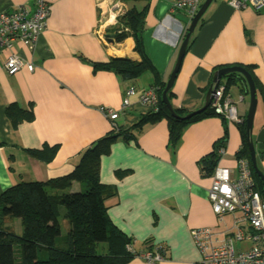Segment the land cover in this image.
<instances>
[{
    "label": "crops",
    "instance_id": "0c3cea01",
    "mask_svg": "<svg viewBox=\"0 0 264 264\" xmlns=\"http://www.w3.org/2000/svg\"><path fill=\"white\" fill-rule=\"evenodd\" d=\"M119 1L126 11L146 6L144 54L157 80L167 81L190 23L183 11L172 9L174 0H48L46 26L33 47L21 41L12 46L11 52L33 70L7 72L6 54L0 53V194L19 182L41 183L70 173L81 152L109 132L104 110L119 113L114 123L122 129L151 110L139 97L154 84L153 72L124 81L92 67L111 57L139 60L133 39L115 42L110 31L116 25L105 21ZM226 1L212 0L194 28L172 84L168 101L173 108L186 113L201 108L213 73L236 65L252 67L264 90V7L236 11ZM18 6L31 12L34 1L0 0V13ZM219 83L245 119L248 95L243 85L226 90L222 79ZM127 90L132 94L126 97ZM9 104L30 108L32 120L14 127L5 114ZM224 134L218 165L234 167L240 134L235 124L218 116L188 125L173 152L167 149V124L160 121L144 127L135 144L118 139L100 158V182L116 188L115 197L106 202L108 219L130 239L132 251L140 255L162 246L165 258L153 264H199L190 230L222 226L207 199L211 178L201 177L198 161ZM251 140L257 168L264 174V159L258 158L264 152V114L258 99ZM44 147L56 148L49 161L28 153ZM116 172L122 176L117 178ZM138 255L128 264H148Z\"/></svg>",
    "mask_w": 264,
    "mask_h": 264
},
{
    "label": "trees",
    "instance_id": "16d2710c",
    "mask_svg": "<svg viewBox=\"0 0 264 264\" xmlns=\"http://www.w3.org/2000/svg\"><path fill=\"white\" fill-rule=\"evenodd\" d=\"M145 12L146 6L141 10L128 9L119 16L116 26L110 31L111 37L117 43L125 38H132L133 50L139 60L111 57L104 63H93L92 67L94 71L113 73L124 81L134 80L145 71L153 72L155 80L151 88L157 96L156 105L129 128H110L108 133L92 142L81 152L70 173L41 183L19 182L0 194V264H128L138 255L135 251L126 249V246L130 245V239L120 233L108 219L109 206L106 202L115 197L116 188L100 182V158L109 153L110 146L118 139L125 144H135L144 127L160 121L167 124V149L173 152L188 125L206 117L216 116L208 107L200 114L182 120L179 117L185 116L186 112L173 108L176 116H171L161 103L160 95L165 83L157 80L144 54ZM236 66L243 68L250 75L256 98L260 101L264 114V90L254 78L252 67ZM222 81L226 90L232 84L241 83L246 93V85L240 75L229 74L222 77ZM167 98H172L171 89L167 92ZM5 114L14 127L33 118L30 108L21 109L14 104L5 108ZM240 118L241 122L235 124L240 134V147L234 158H245L250 163L244 116ZM224 144L225 134L214 143L211 152L198 161L201 177H210L213 174L220 159L217 150L224 148ZM55 150V147H44L38 151L28 150V153L46 162L53 157ZM258 158L264 159V152H259ZM251 172L254 189L264 197V184L252 169ZM115 175L119 178L122 172H116ZM74 184L78 188L76 192L65 191ZM59 207L64 209V236L58 223ZM13 219L19 220L21 231L16 232L10 225ZM146 243H151V240ZM152 248V245L148 247L149 250ZM98 250L101 253H98ZM151 252H157L165 258L162 246Z\"/></svg>",
    "mask_w": 264,
    "mask_h": 264
},
{
    "label": "built area",
    "instance_id": "2783aa9c",
    "mask_svg": "<svg viewBox=\"0 0 264 264\" xmlns=\"http://www.w3.org/2000/svg\"><path fill=\"white\" fill-rule=\"evenodd\" d=\"M33 1L34 8L31 12L18 6L0 13V53L6 54L3 67L9 73L22 67H26L28 71L33 70L32 64L24 63L11 52L12 46L20 41L27 42L29 48H32L40 32L45 29L48 0ZM202 2L203 0H174L172 9L183 11L191 21ZM226 4L236 11L250 8L257 12L264 7V0H227ZM125 12L126 8L121 1L116 2L109 9L105 21L116 25L119 16ZM125 94L127 97L132 91L127 90ZM139 100L153 109L157 96L149 88L140 95ZM209 107L224 122H241L222 83L217 85L212 94ZM103 113L110 121V128H116L114 122L119 113L111 110H104ZM217 153L221 157L224 148H219ZM210 178L207 199L222 228L202 227L190 230L191 242L200 254L199 264H264V197L254 189L250 163L245 158H236L232 168L217 164ZM225 216H230L229 224L225 223ZM243 244H246L244 248L241 247ZM126 249L131 250V247L126 246ZM138 257L148 264L162 260L157 252L141 253Z\"/></svg>",
    "mask_w": 264,
    "mask_h": 264
},
{
    "label": "water",
    "instance_id": "95a60500",
    "mask_svg": "<svg viewBox=\"0 0 264 264\" xmlns=\"http://www.w3.org/2000/svg\"><path fill=\"white\" fill-rule=\"evenodd\" d=\"M211 1L212 0H204L202 4L200 5V7L198 8L196 14L190 21L186 29L185 35L183 36V39L179 45L175 64L161 92L160 101L166 107V109L168 110L171 116H176V114L174 113L172 105L168 101L167 92L172 88V84L179 70L180 63L185 54L189 39L193 34L194 28L196 27L198 21L200 20L201 16L205 12V10L207 9ZM107 41L110 44H112V40L107 39ZM229 74L240 75L243 78L245 85H246V93L248 95V108H247L244 120H245V131L247 134V149L249 153V161H250L252 171L257 176V178H259V180L264 184V174L257 168L255 151H254L253 143L251 140L252 124H253V118H254V113H255L256 104H257V99L255 95V87H254V84H253V81L250 75L243 68L238 67V66H231V67L221 68L215 71L212 75L211 83L205 93L204 103L202 107L195 111L187 113L185 116H182L179 118L182 120H187L193 117L194 115L200 114L201 112L206 110L211 105L212 94L215 92V89L217 85L219 84L220 80L222 79V77L229 75Z\"/></svg>",
    "mask_w": 264,
    "mask_h": 264
},
{
    "label": "rangeland",
    "instance_id": "374dc122",
    "mask_svg": "<svg viewBox=\"0 0 264 264\" xmlns=\"http://www.w3.org/2000/svg\"><path fill=\"white\" fill-rule=\"evenodd\" d=\"M257 110H258V113H259V111H261L260 105H258ZM229 168H232V167H229ZM77 190H78V188H77V185L76 184H74L72 187H70L68 189H65V191L66 192H69V193L70 192H76ZM57 217H58V223L60 225V229H61L62 236H64L65 235V230H66V225H65L66 222H65V219H64V209H63V207H59L58 213H57ZM224 221H225L226 224H229V222H230V216H225L224 217ZM10 225L13 227V229L15 231H21V226H20V222H19L18 219H13L10 222ZM245 245L243 244V245H241V247L244 248ZM98 253H101V251L98 250Z\"/></svg>",
    "mask_w": 264,
    "mask_h": 264
}]
</instances>
